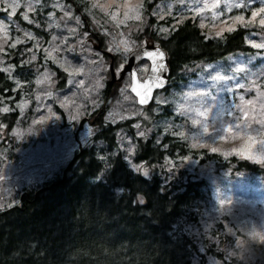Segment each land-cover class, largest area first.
I'll list each match as a JSON object with an SVG mask.
<instances>
[{
	"label": "rangeland",
	"instance_id": "rangeland-1",
	"mask_svg": "<svg viewBox=\"0 0 264 264\" xmlns=\"http://www.w3.org/2000/svg\"><path fill=\"white\" fill-rule=\"evenodd\" d=\"M75 1L79 9L77 12L68 0H39L38 4L35 0H16L20 7L13 12L6 6L13 0H0V22L8 25L6 38L3 31H0V46L3 47V51L0 52V60L3 61L0 68L12 65L8 61L13 53L22 67L15 70L12 65L11 78L8 72L0 71L9 78L15 89L12 90V96L0 100V108L7 106L10 108L7 113L17 115V120L9 132L6 133L3 126H0V210L17 204V195L24 188L42 184L60 173L74 151L89 144L94 132L89 123L95 120L96 112L102 114L105 107L107 110L103 119L106 123L115 125L134 120L131 126L135 137H139L137 131H146L147 135L142 138L152 139L158 144L165 135H170L189 143L195 149L208 148L210 152L221 155L223 159L236 156L264 166V161L260 162L264 160V127L255 120L256 112L252 113L253 121L250 126H244L247 118L236 108V105L240 104V98L255 101L257 91L264 92V48L254 47L257 44H264V28L258 25V21L244 27L232 19L234 16L242 15L246 18L244 23H248L251 12L264 7V0H229L230 3L246 4L247 7L242 9H226L225 0H159L154 4L151 16L155 19L154 29L161 37L168 36L187 18L196 19L198 26L208 38H221L225 32H229L228 28L234 30L240 26L248 30L246 43L253 47L256 53L251 56L237 53L216 63H193L186 66L181 73L186 82H180L176 87H169L171 84L169 83L167 89L155 94L153 100L155 108L151 116L136 104L134 96L129 92L128 74H124L119 80L115 96L103 99L111 61L109 58L106 60L105 55L96 50L97 43L99 42L100 46L101 41L106 43V51L113 59L116 58V76L124 68L130 52L121 57L120 54H114L109 50L108 37L103 34L108 25L103 29L98 28L93 22V16L87 11L97 0ZM99 2L112 3L111 11L121 18L124 12L129 16L135 13V9L126 7L118 10L115 5H131L136 0ZM140 2L143 4V0ZM27 3H32L33 7H26ZM213 3L218 5L215 9L209 10L205 7ZM54 4H62L64 7L57 8L53 6ZM68 11L72 13L71 18L65 16V12ZM9 12H12L11 18L8 16ZM49 14L59 26L49 27ZM25 15L28 17L27 20L24 19ZM143 16L146 17L143 23L129 21L139 25L136 32L143 28L148 20L144 8ZM61 17L64 19L61 20ZM75 18L80 20L79 26ZM25 25L34 27L36 31ZM17 27L20 31L16 30ZM68 28H75V34H70ZM161 28H167L169 31L161 33ZM123 29L122 25L121 30ZM53 36L57 39L53 40ZM64 38L65 43L61 44L60 39ZM79 40H84V45H79L77 43ZM136 42L138 44L136 49L146 45L144 41ZM69 45L72 46L71 51L68 50ZM48 52H51V58L48 57ZM32 55L36 56V60H31ZM61 57L74 67L81 68V73L69 77L57 63ZM99 59L105 61L107 71L102 69L101 72L94 74L91 70ZM21 61L28 63L22 64ZM49 65L66 74L64 89L56 87L54 73L49 69ZM148 66L145 60L136 66L140 79L145 77ZM45 71L53 74L51 81L54 83L49 81L37 86L36 79ZM28 73L32 74L31 81L26 80ZM93 75L104 76L102 81L104 86L99 90L98 98L91 89ZM216 77L219 79H215ZM70 80H74L75 83H70ZM16 82L20 83V88H16ZM45 90L52 91L54 96L46 98L43 95ZM62 101L65 102V106H62ZM21 104H26L23 112L18 107ZM255 107L256 111L260 110L258 101ZM109 113L114 115L106 119ZM92 114L94 115L91 116ZM120 116H124L125 119H119ZM83 119H86V122H82ZM135 124H140L141 128L137 130L133 127ZM225 128L229 129V133L224 132ZM180 132L184 133L183 137L178 134ZM118 133L125 137L120 140L117 136L118 151L125 159L126 147L135 142L126 131L120 130ZM249 136L252 137L250 141L252 150L241 151L245 149ZM96 145L102 146L101 143ZM133 157L134 154L128 157L132 164L125 160L129 168L133 170V165H141L148 169L149 176L150 169L142 163H134ZM197 159L199 158L193 155L167 157L158 169L165 178L190 173L191 176L207 180L210 198L202 207L198 219L177 223L173 232L190 235L197 245L198 252L205 258L204 264H215L218 259L223 261L222 250L225 241L231 242L235 239L226 227L233 230L241 225L259 228L264 223V179L236 172L215 174L212 164L204 167ZM208 225L211 227L205 235V228ZM211 252L220 255L221 258ZM199 259L198 255L194 256L193 264H199ZM229 264L236 262L233 260ZM257 264H260V261H257Z\"/></svg>",
	"mask_w": 264,
	"mask_h": 264
},
{
	"label": "trees",
	"instance_id": "trees-1",
	"mask_svg": "<svg viewBox=\"0 0 264 264\" xmlns=\"http://www.w3.org/2000/svg\"><path fill=\"white\" fill-rule=\"evenodd\" d=\"M68 1L77 12V2ZM157 1L144 0L148 20L133 35L139 43L144 41L166 52L169 87L186 82L181 73L193 63H216L229 55L256 53L246 43L248 30L240 26L221 38H208L196 19L187 18L168 36H159L151 16ZM100 48L105 59H110L106 43L101 41ZM15 56L13 53L8 62L19 70L22 67ZM112 64L115 72V57ZM49 69L54 73L56 87L64 89L66 74L52 65ZM27 75L26 80L31 81L32 74ZM109 81L110 72L103 99L114 97L120 84L119 80L112 84ZM12 90V82L0 72V100L12 96ZM154 108L151 103L145 110L151 116ZM106 110L107 107L102 114L94 113L95 120L89 123L94 131L91 141L74 151L60 173L42 184L24 188L17 195V204L0 210V264H193L196 255L199 264H204L205 258L198 252L194 239L173 230L183 220L198 219L210 198L207 180L190 173L165 178L159 173V165L167 157L193 155L204 167L212 164L215 174L236 172L264 179V166L247 159L236 156L223 159L208 148L195 149L170 135H165L158 144L152 139L135 137L131 126L134 120L111 125L103 119ZM16 116V113L0 114V124L6 133L15 124ZM120 130L134 140L133 161L148 167L149 176L130 169L118 151ZM121 188L125 191L117 193ZM137 192L146 195L147 203L140 205L135 201Z\"/></svg>",
	"mask_w": 264,
	"mask_h": 264
},
{
	"label": "clouds",
	"instance_id": "clouds-1",
	"mask_svg": "<svg viewBox=\"0 0 264 264\" xmlns=\"http://www.w3.org/2000/svg\"><path fill=\"white\" fill-rule=\"evenodd\" d=\"M35 2L38 4L39 0H35ZM26 7L32 8L33 5L32 3H27ZM115 7L118 10L130 7L135 9V13L129 16L127 12H124L123 18H121L116 14L113 15V12L111 11L113 8L112 3L99 2V0H97V2H93L87 11L93 16V22L98 28L103 29L105 25H108L107 30L103 31V34L108 37L107 44L113 53L120 54L121 57H124L128 52H131L138 47L133 34L136 32L139 25L136 23H129V21H136V15H139L142 20H145L146 17L143 16V4L140 0H136V2L131 5L116 4ZM93 10L97 11L94 12ZM98 13L103 15L100 16ZM63 19L64 17H61V20ZM75 19L76 24L79 26L80 20L78 18ZM49 21V27L54 25L59 26L56 21L52 20L51 16H49ZM122 25L124 26L123 30H121ZM16 30L20 31L19 27H17ZM104 68L105 61L103 59H99L96 62V66L91 71L95 74L101 72ZM45 75L50 76L51 74L45 72ZM103 80L104 76L101 75H93L92 77L91 89L92 92L96 94V98H98L99 90L104 86L102 83ZM50 82L54 83V81L51 80ZM72 83H75V81L73 80ZM73 94L75 95V93ZM43 95L46 98H51L54 96V93L50 90H45ZM126 150L127 149H125V151ZM125 160H128V158L125 157ZM147 174L148 169L144 168V176L146 177ZM116 191L117 193H122L125 189L121 188ZM134 199L140 205L147 203L146 195L141 192H137ZM210 227L211 225H208L205 228V235H207ZM226 228H228L229 232L233 237H235V239L231 242L225 241L222 250L223 261L218 259L215 261V264H226V262L229 264V262H232L233 260L236 264H257V261H260V264H264V248H261V246H264V223H262L259 228L256 226L243 225L237 226L235 230L230 227ZM238 233L241 235H238ZM254 233L257 234L258 238L253 236Z\"/></svg>",
	"mask_w": 264,
	"mask_h": 264
},
{
	"label": "snow or ice",
	"instance_id": "snow-or-ice-1",
	"mask_svg": "<svg viewBox=\"0 0 264 264\" xmlns=\"http://www.w3.org/2000/svg\"><path fill=\"white\" fill-rule=\"evenodd\" d=\"M6 6L11 8L12 11L14 12L15 9L20 7V4L18 2H16V0H13L12 3L6 4ZM53 6L57 7V8L64 7L62 4H54ZM217 6H218L217 3H213V4H211V6L205 5V7L209 8V10L215 9ZM224 6H225L226 9H233V8L242 9V8L247 7V5L243 4L242 2H231L230 3L229 0H225ZM143 7H144V0H143ZM113 15H115V13H113ZM8 16H9V18H11L12 12H9ZM49 16H51V14H49ZM65 16L68 17V18H71L72 13L70 11L65 12ZM24 19H26V20L28 19L27 15H25ZM232 19L234 21L240 22L242 24V26H244V27H248L249 24L258 21V25L261 28H264V7H261L259 9H257V10L252 11L251 12V19L248 21V23H244L246 18L244 16H242V15L234 16ZM135 20H136V22H141V23H143V21H144V20H142V18L139 15H136ZM29 23H32V21H29ZM7 29H8V25L7 24L0 23V31H3V35H4L5 38L8 35ZM168 31L169 30L167 28H161L160 29L161 33H167ZM227 31L231 32L232 28H228ZM68 32L69 33H75L76 29L75 28H68ZM28 35H29V38L31 39V34L29 33ZM56 39H57V37L53 36V40H56ZM65 39L66 38L60 39V43L61 44L65 43ZM5 42H7L6 39H5ZM19 42L20 41H16V43H19ZM77 43L82 46V45H84V40H79ZM254 47L264 48V44H257V45H254ZM53 50H55V49H53ZM68 50L69 51L72 50V46L71 45L68 46ZM109 50L112 52L111 48H109ZM2 51H3V47L0 46V52H2ZM28 51H31V49H28ZM21 54L23 55V53H21ZM48 57L51 58V52H48ZM157 57H160L161 59H163V54L161 52H158L155 55L150 56V59L155 60V59H157ZM31 60H33V61L36 60V56L32 55L31 56ZM2 63H3V61L0 60V64H2ZM21 63L22 64H26V63H28V61H21ZM57 63L60 65L61 68H63L68 73L69 77H74L75 75L80 74L81 71H82L81 68L74 67L68 60H66L63 57H61L60 60L57 61ZM93 63H95V61H93ZM11 68H12V65H9L7 68H0V71L8 72L9 73V78H11ZM104 71H107V68H104ZM45 72H47V71H45ZM45 72L42 73L41 76L36 79L35 83L37 84V86H39V85H41L43 83L49 82L51 80V76L53 74H51L50 76H46ZM47 73H49V72H47ZM215 79H219V77H216ZM69 82L71 83L72 81L70 80ZM80 83H83V82H80ZM20 87H21L20 83L16 82V88H20ZM13 90H15V89H13ZM147 91H148V89H147V87H145L144 92L147 93ZM125 99H128V98L125 97ZM146 100H147V96L144 95V94H141L139 103L140 104H145ZM257 101L259 102V109H260L259 111H256V107H255ZM61 104H62V106H65V102L62 101ZM25 106H26V104L18 105V107L20 108L21 112H23ZM236 108L241 112V114L244 117L247 118L244 121V126H250L251 122L253 121L252 113L256 112V117L257 118H255V120H258L260 125L262 127H264V92L257 91V100H255V101L254 100H245L244 98H240V104L236 105ZM9 111H10V108L7 107V106H5L3 108H0V112L7 113ZM113 115H114L113 113H109V117H106V119H109L110 117H113ZM73 118H75V117H73ZM119 119H125V117L124 116H120ZM114 122H115V120L113 119V123ZM239 125L240 124H238V126ZM0 126H3V125H0ZM133 127L136 128L137 130H139L141 128V125L140 124H135V125H133ZM205 131H207V129H205ZM224 132L225 133H229V129L225 128ZM178 134L181 137L184 136L183 132H180ZM146 135H147L146 131H137V136H139V137H144ZM117 136L120 137V140L125 139V137L121 136L119 133L117 134ZM221 139L223 140L224 137H222ZM250 141H252V137L249 136V137H247V143L245 144V149H242L241 151H244V150L251 151L252 150V144L250 143ZM135 148H136L135 144H129L126 147V149H127L126 150V152H127V156L126 157L127 158L133 156ZM212 150L216 151V149H212ZM101 159H103V157H101ZM261 161H264V160H260V162ZM128 162H129V164H132L130 159H128ZM133 170L134 171H138L142 175H144V167L141 166V165H133ZM253 236L258 238L257 234H255V233L253 234Z\"/></svg>",
	"mask_w": 264,
	"mask_h": 264
},
{
	"label": "water",
	"instance_id": "water-1",
	"mask_svg": "<svg viewBox=\"0 0 264 264\" xmlns=\"http://www.w3.org/2000/svg\"><path fill=\"white\" fill-rule=\"evenodd\" d=\"M95 39L98 40V37L95 36ZM97 48L99 49V42L97 43ZM161 52L163 54V59L157 57V59L152 60L150 56L155 55L156 53ZM110 55V81L109 84H112L115 80H120L124 74L129 75V92L135 97L136 103L140 107L149 106L152 101L155 92L164 89L169 80V70L167 64V55L164 50L160 47L154 45L146 44L138 49L131 51L127 56V62L119 74V77L116 79L113 71L112 64V55ZM148 62V71L143 79H140L137 74L136 66L142 61ZM145 87H147V93L144 92ZM141 94L147 96L145 104H140L139 100Z\"/></svg>",
	"mask_w": 264,
	"mask_h": 264
},
{
	"label": "flooded vegetation",
	"instance_id": "flooded-vegetation-1",
	"mask_svg": "<svg viewBox=\"0 0 264 264\" xmlns=\"http://www.w3.org/2000/svg\"><path fill=\"white\" fill-rule=\"evenodd\" d=\"M99 53L103 54L101 48L99 49Z\"/></svg>",
	"mask_w": 264,
	"mask_h": 264
}]
</instances>
